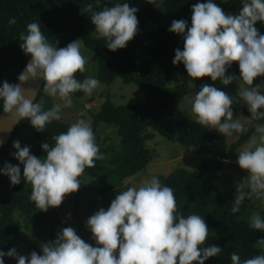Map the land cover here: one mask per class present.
Here are the masks:
<instances>
[{
    "label": "clouds",
    "instance_id": "1",
    "mask_svg": "<svg viewBox=\"0 0 264 264\" xmlns=\"http://www.w3.org/2000/svg\"><path fill=\"white\" fill-rule=\"evenodd\" d=\"M99 3L95 0V6ZM152 4L159 7L156 0ZM82 11L91 13L90 23L97 39L104 40L109 51L125 49L138 33V9L127 2L98 11L90 3ZM258 22L264 23V0H243L238 15L226 14L214 0H206L193 5L190 26L185 20H174L168 29L184 41L183 50H175L173 64H183L193 81L208 77L213 84L219 81L227 87L236 80L227 74L228 70L238 64L239 80L247 86L240 97L250 118H234L236 99L207 83L188 100L196 122L224 137L246 132L242 119L248 125L264 121V84L253 87L257 78L264 77V34L258 31ZM9 23L16 21L11 19ZM20 41L21 50L31 59L18 76L19 84L4 81L0 85V108L13 122L29 121L44 133L48 124L61 119L62 109L72 107L76 92L91 96L101 86L100 81L94 77L77 79L76 74L84 73L87 64L81 52L82 40L59 48L50 43L38 21L27 25ZM38 79L45 82L43 93L58 101L48 110L43 109V101L36 102L35 89L23 87ZM256 127L264 133V125ZM53 139L54 145H41L44 158H37L28 146L21 147L15 141L14 159L19 164L6 163L0 169V175L7 176L13 186L22 180L31 184L30 199L41 212L59 208L66 196L78 192L85 170L105 158L90 122L84 119ZM253 144L238 154V166L248 176L236 185L233 214L240 212L245 201L264 200V136ZM86 227L96 246L86 243L72 227H66L54 241L41 243L42 255H18L13 248L7 253L0 251V264H5V256L14 258L16 264H206L222 251L216 245L206 246L209 228L203 216L180 213L174 190L156 176L118 192L107 210L101 208L88 218ZM250 227L264 232V217L253 213ZM257 243L264 246V238ZM230 259L232 264H264V254L241 260L234 252Z\"/></svg>",
    "mask_w": 264,
    "mask_h": 264
},
{
    "label": "trees",
    "instance_id": "2",
    "mask_svg": "<svg viewBox=\"0 0 264 264\" xmlns=\"http://www.w3.org/2000/svg\"><path fill=\"white\" fill-rule=\"evenodd\" d=\"M126 2L130 7L138 9V33L125 49L112 52L107 49L104 40L97 39L94 26L90 23L91 13L82 9L90 3L98 11ZM204 2L206 0H156L159 5L157 8L152 4L153 0H100L98 6H95V0H0V85L4 81L15 84L30 58L20 47L21 33L26 34L29 23L39 21L50 43H56L59 48L66 47L77 39L82 40V44L97 57V79L109 86L117 80L124 85L134 84L143 94L145 103L117 106L107 96L98 111L92 115L91 126L100 152L104 154L99 124L115 128L119 146L112 150L107 161L98 160L95 167L85 170L80 177L81 188L75 195L78 196L82 191L85 176L110 188H117L125 180L143 171L151 160V152L146 143L155 134L166 141L177 142L184 148L206 151L211 157L205 159L197 169H177L158 178L163 185L174 190L180 213L185 216H203L209 228L206 246L212 244L222 248L221 253L210 258L206 264H232L230 257L234 252L241 260L262 254L255 242L264 238V232L250 227L251 218L243 220L241 217L246 210H259L264 200L254 198L245 201L240 212L233 214L231 208L236 195L222 193L215 181L226 160L249 141L257 129L256 125H264V121L245 125L248 130L239 134L236 141L228 145L224 137L217 136L196 123L180 109V103L190 84L197 90L207 83L225 91L224 85L219 81L213 84L208 77L193 81L188 77L183 64H173L175 50H183L184 41L183 37L170 33L168 29L174 20H185L190 26L193 5ZM241 2L242 0H228L223 4V10L233 11ZM11 19H15L16 23L10 24ZM256 27L264 34V24L257 23ZM174 72L180 74L179 82L174 88H169ZM227 74L236 78L230 87L237 91L240 77L238 64H233ZM76 76L83 81L86 79V71L77 73ZM43 88L37 103L41 102ZM84 94L76 92L73 97L81 98ZM42 107L44 110L50 109V99L43 102ZM240 112L242 116L249 118L245 109ZM69 126L61 118L48 124L45 132L40 133L29 121L20 122L9 143L0 150V169L6 163H15L11 150L15 141H19L23 147L21 132L29 131L37 142L39 151L43 152L41 145L45 142L50 146L54 145L53 138L66 132ZM31 192L32 189L24 188L22 182L13 186L7 176L0 175V251L7 253L21 239L22 226L13 218L16 212L21 213L24 222L36 217L35 224L47 229L51 237L58 232L61 225L58 212H39L30 199ZM36 247L32 243L28 252L40 254ZM5 264H16V260L5 256Z\"/></svg>",
    "mask_w": 264,
    "mask_h": 264
},
{
    "label": "rangeland",
    "instance_id": "3",
    "mask_svg": "<svg viewBox=\"0 0 264 264\" xmlns=\"http://www.w3.org/2000/svg\"><path fill=\"white\" fill-rule=\"evenodd\" d=\"M226 1L228 0H214V2L222 9L223 4ZM242 2L235 10L224 12L226 14L238 15L242 9ZM258 23L264 24L260 22ZM81 52L87 60L86 78H97L96 55L83 44ZM179 77V73L174 72L172 74L169 88H174L178 84ZM238 82L239 89L237 91L233 90L229 85L225 87V92L235 98L237 101L234 104V118L242 116L240 112L241 109H245L249 113L250 118L251 113L248 111L247 105L241 100L240 97V93L247 86L243 83V81L238 80ZM261 84H264V77L257 78V80L254 81L253 87ZM100 85L101 86L97 88L91 96L84 94V96L81 98L73 97L72 107L62 109L61 118L64 119L69 125L80 119H84L90 122L92 125V115L98 111L99 106L104 100H106L107 96H110L111 101L117 106L141 105L145 103L143 94L134 84L124 85L119 80H117L113 85L110 86L101 82ZM197 91L198 90L195 88V86L190 84L186 96L180 103V109L195 122L196 120L191 112V106L188 104V100ZM48 99H50L51 107L54 103L58 102L47 96V94L43 93L41 101L45 102ZM242 122L245 125L248 124L246 119H242ZM99 130L102 134L101 147L104 150V160L107 161L112 154V150L118 148L119 138L114 127L108 126L106 124H99ZM209 131L216 134L217 136L224 137L216 130ZM238 136L239 134L233 137L224 138L226 139L228 145H230L236 141ZM261 136H264V133L256 129L254 135L249 139V141L239 148L232 157H229L226 160L224 167L221 169L218 178L215 181L217 188L222 193L232 196L237 194L236 185L238 183H242L248 176V173L240 169L238 166V154L250 144H252L254 147L255 144H253V142L255 141L256 143H259ZM20 137L23 147L28 146L31 150V154L35 155L37 158L46 157V153L39 151L38 144L29 131L21 132ZM146 146L151 152V160L149 164L143 171L125 180L122 186L110 188L104 184L97 183L94 181V179H91L88 176H85L83 179L84 187L78 196H76L75 193L70 194L64 198V202L59 208H50L49 210L57 211L60 216L61 225L58 228V232L62 231L66 227H72L76 231L77 235L80 236L86 243L96 246L95 241L92 239L91 232L86 227V221L101 208L107 210L118 192L126 190L131 186H139L152 176H167L177 169L193 171L197 169L205 159H209L211 157L206 151H200L196 148H184L177 142L166 141L158 134H155L154 138L146 143ZM14 152L15 149L13 148L11 150L13 156ZM18 164L19 161L16 160L12 165ZM20 167L21 175L23 176V166L20 165ZM22 183L24 188L32 189L31 184H26V182L23 180ZM246 183L247 181H245V184ZM38 211L41 212L39 208ZM253 213H260L261 216L264 217V201L262 202L259 210H246L241 218L243 220H249ZM13 218L22 226L21 239L15 243V249L19 255L30 256L28 248L32 243L37 246L36 248L40 252V255H42L40 249L41 243H48L56 239L58 232L53 237H51L47 229L35 224L36 217H34L29 222H24L21 213L16 212ZM257 241L258 240L255 242L257 249L262 254H264V246L259 245Z\"/></svg>",
    "mask_w": 264,
    "mask_h": 264
},
{
    "label": "water",
    "instance_id": "4",
    "mask_svg": "<svg viewBox=\"0 0 264 264\" xmlns=\"http://www.w3.org/2000/svg\"><path fill=\"white\" fill-rule=\"evenodd\" d=\"M30 59L31 58H29L28 61L26 62V64L24 65L21 73L25 70L26 65L30 62ZM15 84H19L18 79L15 82ZM44 84H45V82L42 79H38L36 81L30 80L23 87H25L26 89H35L37 92V96H36V100H37ZM19 123L13 122L12 119L8 116V114L4 113L3 110L0 112V150L9 143V141L11 140L12 135H13L16 127L19 125Z\"/></svg>",
    "mask_w": 264,
    "mask_h": 264
}]
</instances>
